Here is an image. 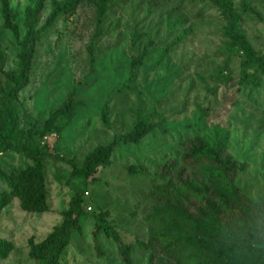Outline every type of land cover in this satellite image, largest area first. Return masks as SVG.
<instances>
[{
	"label": "rangeland",
	"instance_id": "obj_1",
	"mask_svg": "<svg viewBox=\"0 0 264 264\" xmlns=\"http://www.w3.org/2000/svg\"><path fill=\"white\" fill-rule=\"evenodd\" d=\"M36 1L9 0L20 39L27 31V8ZM52 1L37 25L41 39L30 83L12 98L10 77L20 70L21 47L5 26L0 0L2 125L13 101L21 141L33 129L37 146L80 166L115 134L132 132L141 118L154 129L139 145L119 146L93 177L69 181V164L46 160L44 213L25 211L8 184L9 175L33 161L14 150L0 153V192L9 194L0 207V264H40L30 256V241L43 240L62 222L77 190L83 192L86 215L61 264H125L118 245L104 235L98 252L93 231L102 211L130 245L131 264H260L248 254L228 255L229 241L213 227L217 218L242 238V227L256 222L253 214L236 207L219 179L215 216L205 169L185 166L183 156L188 140L205 137L231 158L243 194L254 201L264 194V71L245 54L247 49L264 58V0H249L250 11L242 0H232L245 48L228 35L229 20L210 0H110L101 21L98 4L86 1L48 26ZM148 46L132 74L133 57ZM71 94L73 121L61 132L46 129L51 112ZM162 207L169 209L167 216H158Z\"/></svg>",
	"mask_w": 264,
	"mask_h": 264
},
{
	"label": "trees",
	"instance_id": "obj_2",
	"mask_svg": "<svg viewBox=\"0 0 264 264\" xmlns=\"http://www.w3.org/2000/svg\"><path fill=\"white\" fill-rule=\"evenodd\" d=\"M3 13L5 17V26L15 35L21 47L20 70L18 74H12L10 77L12 87V98H18L19 93L30 83V73L33 67V61L37 50V44L41 39V30L37 27L42 11L45 8L47 0H37L35 5L28 7L27 31L23 39H20L19 29L14 23V14L9 0H1ZM93 2L98 4V18L101 21L110 0H53L51 13L47 18L46 25H53L63 14L73 12L81 3ZM218 6L225 17L229 20L228 35L235 41L242 44L245 48V36L241 30L240 15L234 10L232 0H210ZM244 9L250 11L249 0H242ZM149 46L142 53L133 57L131 61V72L135 74L138 66L144 61L149 52ZM246 59L264 71V58L251 55L245 50ZM92 60L95 56L92 54ZM75 104L73 95H69L65 103L58 109L51 112L49 118L45 121V128L48 130H57L59 132L73 121ZM60 118H64L65 123H58ZM103 120L108 123L107 116ZM154 125L146 118H141L136 124L134 130L128 133H117L112 142L108 145H101L88 153L80 166L73 159L66 158L47 147L36 145L37 131L31 129L27 137L21 141L20 117L13 104L10 101L6 119L2 125L0 120V153L14 150L23 153L33 161V164L26 169L12 173L8 176V184L12 193L21 199L22 207L25 211L31 213H44L48 210V198L46 188V160H60L69 164L72 168L69 181L76 177H93L97 168L108 162L115 151L121 145L134 144L139 145L142 140L150 134ZM184 164L188 167H202L207 175L205 180L206 188L210 192L209 196L211 211L218 216V197L215 195L216 182L219 179L224 183L230 196L236 203V207L241 211H249L255 217L256 222L245 224L242 227L243 237L239 238L236 231L227 223L214 219L213 227L217 234L224 236L230 243L228 255L244 253L255 258L260 264H264V194L258 201L247 197L236 186V166L231 158L225 157L219 145L212 143L205 137L196 136L188 140L184 147ZM184 167L178 173V178H183ZM210 182V183H209ZM187 185V184H186ZM186 187V186H185ZM189 187V186H187ZM9 194L0 192V207L8 200ZM158 216L164 217L169 214L167 207L159 208ZM86 215L83 192L77 190L70 201L68 210L63 212V220L56 225L53 230L41 241H30V256L40 262V264H61L62 257L71 244L72 235L75 230H81V222ZM94 238L98 244V252L102 254L99 245L101 235L112 239L118 245L119 256L125 264L132 263V250L124 240L119 230L109 221L108 211H102L96 215ZM222 255L221 251L216 252Z\"/></svg>",
	"mask_w": 264,
	"mask_h": 264
},
{
	"label": "built area",
	"instance_id": "obj_3",
	"mask_svg": "<svg viewBox=\"0 0 264 264\" xmlns=\"http://www.w3.org/2000/svg\"><path fill=\"white\" fill-rule=\"evenodd\" d=\"M90 209H91V207H90Z\"/></svg>",
	"mask_w": 264,
	"mask_h": 264
}]
</instances>
